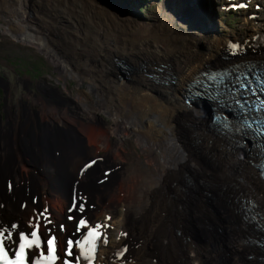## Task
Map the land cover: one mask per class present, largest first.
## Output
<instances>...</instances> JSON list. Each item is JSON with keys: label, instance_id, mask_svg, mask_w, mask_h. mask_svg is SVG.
I'll use <instances>...</instances> for the list:
<instances>
[{"label": "bare ground", "instance_id": "obj_1", "mask_svg": "<svg viewBox=\"0 0 264 264\" xmlns=\"http://www.w3.org/2000/svg\"><path fill=\"white\" fill-rule=\"evenodd\" d=\"M1 1L0 8H5L0 9L1 31L42 51L59 79L75 81L73 93L64 83L62 91L52 89L56 102L78 110L89 125L98 111L106 113L113 127L104 138L110 129L118 141L134 133L141 155V160L138 155L131 160L121 148L123 141L115 144L114 140V153L98 155L108 147L104 139L99 146H91L86 136L74 130L72 123L59 121L58 115L49 118L37 110L33 115L27 111L36 120L31 128L20 127L19 131L11 124L14 134L34 132L27 146L32 155L26 161H21L16 149L22 142L20 135H9L12 159L6 157V142L0 135V225L6 240L13 241L16 232L32 222L38 224L43 237L53 232L62 237L87 223L104 235L95 264H264V249L245 241L251 226L242 220L236 203L239 195L251 193L264 216L259 157L252 150L245 153L247 139L233 141L230 133L217 130L206 104L201 99L188 100L184 90L191 76L229 61L222 57L228 45H239L240 39L229 43L220 37L221 25H228L221 21L225 14L240 15L250 34L244 39L247 47L240 43L235 51L239 56L242 51L245 54L233 60L252 57L264 61V1L238 0L236 4H242L229 12L228 0H158L160 7L150 22L128 14L147 0H120V5L115 0ZM196 11L212 21H205ZM216 14L222 24L214 20ZM116 57L123 63L113 61ZM116 61L122 63L118 68L113 64ZM130 63L141 67L125 68ZM151 82L156 84L153 90H149ZM125 114L139 118L130 121ZM177 122L184 125L178 127ZM53 126L64 130L63 134ZM47 130L53 131L49 140H45ZM192 144L194 148L198 144L200 151L210 150V157L217 159L213 167L191 153L198 154ZM97 156L100 161L86 160ZM88 163L92 166L85 169ZM102 165L111 168L106 178L100 173ZM183 177L187 183L181 181ZM6 178L11 182L9 190L5 189ZM190 187L198 194L194 191L193 196ZM117 206L123 211L118 220ZM98 214L100 219H95ZM72 221L80 225L74 228ZM13 224L16 229L11 228ZM204 227L220 234V240ZM111 228L116 231L113 237ZM220 247L224 249L221 253Z\"/></svg>", "mask_w": 264, "mask_h": 264}, {"label": "rangeland", "instance_id": "obj_2", "mask_svg": "<svg viewBox=\"0 0 264 264\" xmlns=\"http://www.w3.org/2000/svg\"><path fill=\"white\" fill-rule=\"evenodd\" d=\"M115 1L118 3V5L121 4L120 0H115ZM133 1H136V0H133ZM154 1L153 0H147L146 2L143 1V3H140L138 6L135 5L134 9H129L128 12H130V13H128V12L127 13L130 16L137 18L138 20H141V21H146V20L150 19L147 21V22H150L153 19V16H155L156 8L160 7L158 0H157V2H154ZM1 4H3V2L0 0V5ZM210 4H212V2H210ZM183 5L186 6L185 8L187 9V11H189V8H187V2H185V3L183 2ZM131 7H133V6H131ZM191 7H192V3H191ZM0 9H5V8H0ZM196 12H198V11H196ZM22 14L24 15L25 13H22ZM198 15L200 17H202L205 21H207V20L212 21L211 19L203 17L199 12H198ZM142 18H143V20H142ZM23 19L26 21V23L28 22L24 17H23ZM214 20L220 21V18L218 17L217 14H216V17ZM221 21L228 24V25H223ZM221 21L220 22L222 25L220 28V30H221L220 31V33H221L220 37L226 38L229 43H231V41H233V40L240 39V42H238L239 45L236 44V46H241V44H243L245 42L244 39H247L250 36L249 31L246 28H244L242 17L240 15H238V14H230V15L225 14L221 17ZM195 23H198L199 24L198 26H200V27L203 26L199 21L198 22L195 21ZM209 33L210 34H207V35H209V37H212L211 32H209ZM229 38L231 40H229ZM251 41L254 42V40H251ZM245 46L247 47L246 42H245ZM205 48H206V46L204 45V49ZM212 57L213 56L211 55L210 58L212 59ZM256 57H259V56H256ZM116 58L117 59L113 58L114 59L113 61H115V60L122 61L121 58H118V57H116ZM118 61L113 63L116 65L115 68H118V64L122 65V63H123V61H122V63H119ZM206 63H208V62H206ZM144 64H147V62ZM129 67L131 69H139V67H141V66H140V64H137V63L126 64L125 68L128 69ZM53 69H54V67L49 63L45 54L42 51H40L38 48H36L35 46H33L31 44L21 42L19 39H16L14 36L12 37V35L7 34L6 32L5 33L2 32L0 29V130L3 133L5 131H7V132L9 131L8 134L11 136L20 135V138L24 139V136L28 135L31 131L24 130L20 133L19 132L20 131L19 129H21L20 127L31 128L30 124L36 123L35 118L33 121V118L28 117L27 111H29L28 112L29 114L33 115L35 113V110H37L41 116H47L50 118L53 115H58L59 121H61V122L68 121V122L72 123L74 125V128H75L74 130H76L77 132H80L82 134L83 138L86 136V142L92 144L91 146H94V145L99 146L100 141L102 139H104L105 145L108 144L107 145L108 147H106L104 150H99V152L97 153L98 155L100 153L104 154L106 151H110V152L114 153L117 149H115V146L112 145V141L114 140L115 144L117 142H119L118 144H120V143H122L123 140L118 141L117 136L115 134H113L112 129L109 130V132H110L109 136L104 138V135L107 132V130L110 127H113L112 119H110L106 113H104L102 111H100V112L98 111L97 115L92 116L95 119L94 122L89 125V123H88L89 121L84 120V118H82L80 116V112L78 110H76V109L75 110H68L64 107H61L56 102V99H58V98H54L51 96L52 89L55 87H58L59 91H62V86H63L62 83H64V88L70 90L71 93H73L74 90L76 89V83L74 80H71L69 78H66L65 82L62 79H59L58 73H56L55 69L54 70ZM123 70H124L125 74L127 75L128 72H126L125 69H122V71ZM190 78L188 79V82L191 80ZM160 81L164 82V81H166V79L161 78ZM187 83L185 84V87H184V90L186 91V93H185L186 95H187ZM155 85L156 84L154 82H151L148 85L149 90H153V87ZM145 86H146V84H145ZM80 88L84 89V84H82L80 86ZM46 89H48V90H46ZM66 95L69 98H71V96H69L68 94H66ZM49 102L52 105L49 104ZM166 103H168V102H166ZM182 106H184V103H182L181 107ZM206 111H207V113H209L208 110H206ZM51 112H53L54 114ZM209 115H211V113H209ZM124 117H125V119H129L130 121H133V120L138 119L139 115L138 116H132V115L125 114ZM155 122L160 127H162L164 125L163 121H155ZM177 123H178V127L184 125L183 122L182 123L177 122ZM11 124H12V126L13 125L18 126L19 131L17 130L18 131L17 133H15V134L12 133ZM52 128L56 129V131L58 133L63 134V132H64V130L59 129V128H55L54 126ZM213 129H214V127H213ZM14 132H16V130ZM45 133H46L45 140H49L53 131L50 130L48 132V130H47V131H45ZM181 136L183 138V134H181ZM64 137H67L66 139L69 142L71 141V137H69L67 134H65ZM135 137H136V135L134 133H132L128 136H125L124 141L122 143V147H121V148H123L124 152H126L125 154L128 155L131 160H133L136 155H138L139 159L141 158V155H139V153H140L139 148L134 143ZM188 140L190 141L191 139H188ZM186 142H187L186 146L189 147L187 140H186ZM247 142L248 141H244L245 153H248L250 151V150L246 149ZM192 147L194 148L193 144H192L191 148ZM121 148H119V149H121ZM16 149H17V151H22L23 150V143L17 144ZM194 149L197 150L196 152L198 154H196L195 152L194 153L191 152ZM194 149H192V150L189 149L190 152L194 156L197 157L199 155V156H201L203 161L205 160V163L208 166H211V167L214 166L213 162H215L217 159L214 157L213 158L210 157V153H209L210 150L204 149V150L200 151L198 144ZM251 150L255 152V150H253V149H251ZM90 151H91V149H90ZM120 151L122 152V150H120ZM53 154L55 156L58 155L57 153H53ZM97 157H100V156H97ZM20 159H21V156H20ZM24 159L26 160V157H23V160ZM119 160L120 159H118V162H119ZM122 162H124V165L127 168L131 167V165L127 161L122 160ZM35 174H37V173L35 172ZM97 180H98V178L96 179V181ZM101 181L102 180H99L98 182L101 183ZM181 181L187 182L186 179L184 180V177H183V180H181ZM94 182L95 181L93 180V183ZM190 183H192V182L189 180V184ZM67 186H68V184H66V182H65V184H63V187H65V189H66ZM110 188H111V189H109L110 195L112 193L114 194V191L112 190V186H110ZM191 190H192L193 196H194V191L196 194H198V191H196V190L193 191V187L192 188L190 187L189 191H191ZM211 196L212 195L210 194V198H211ZM231 199H233V197H231ZM210 200H212V199H210ZM212 201H214V200H212ZM222 203H225L223 198H222ZM122 212L123 211L121 210V206H117L116 210H115V216L117 217L116 220H118L120 218ZM210 214L213 218L215 217V213L210 212ZM39 215H41V213ZM100 216H101V214H98L95 217V219H100ZM56 222H58V221H55L52 224H55ZM32 223L28 224L26 226V228H30ZM71 223H73V222H71ZM195 224L193 225L194 227L200 228L199 224H196V225ZM204 228L208 229L207 227H204ZM109 231H110V237H113L115 232H116L115 229L111 228V230H109ZM53 233H57V232H53ZM208 233L215 240H217V241L220 240V234H213L209 229H208ZM241 240L244 241L243 237L241 238ZM220 248H219V252L221 253L224 249L222 247H220ZM101 251H102V245H101V249H100L99 254L101 253ZM250 257H253L252 254H250Z\"/></svg>", "mask_w": 264, "mask_h": 264}, {"label": "snow or ice", "instance_id": "obj_3", "mask_svg": "<svg viewBox=\"0 0 264 264\" xmlns=\"http://www.w3.org/2000/svg\"><path fill=\"white\" fill-rule=\"evenodd\" d=\"M232 50L235 52L237 50V46L236 45H232ZM246 77L244 78V80L246 81ZM258 80H260V78H257ZM237 83L239 84V88L240 89H246L249 87L250 85V81L249 82H244L241 80L240 77H237ZM262 88H264V83H262ZM236 104H240V100L236 99L235 100ZM260 107H264V104L260 105ZM245 124H247V120H245ZM264 174V173H262ZM81 223H83V221H81ZM3 225H0V237L5 236V232L2 231L3 229ZM16 225L13 224L11 225L12 229H16ZM91 235V234H90ZM8 238H11V233H7ZM30 236L33 238L31 240H28L25 237H21V239L23 240V243H19V247H18V251L12 252L11 248H7L6 242L4 240H0V259L5 261V264H32V254L31 253H27L26 254V247L30 248L32 245L34 244H38L39 243V237H38V232L37 231H31L30 232ZM47 245H48V249H47V257L46 258H42V259H46L47 261H53L56 259V248H55V241L52 239L47 240ZM80 247L82 248L81 253L79 254L80 257H84L85 259H87L88 264H92V259L89 257V253L92 252L94 253L95 251V245L94 243L92 244L90 249H84L83 245H80ZM73 248V244L72 241L69 240L67 243V255L68 256H73L74 253L72 251ZM11 254L13 256L16 257V259L14 261H9L7 259L8 255ZM64 264H79V257H77V259L75 261H65Z\"/></svg>", "mask_w": 264, "mask_h": 264}, {"label": "water", "instance_id": "obj_4", "mask_svg": "<svg viewBox=\"0 0 264 264\" xmlns=\"http://www.w3.org/2000/svg\"><path fill=\"white\" fill-rule=\"evenodd\" d=\"M199 100V99H198ZM193 101V100H192ZM200 101H203V104L205 103L206 104V107H207V110L208 112L210 113L211 112V104L207 101V100H204V99H201ZM212 113V112H211Z\"/></svg>", "mask_w": 264, "mask_h": 264}]
</instances>
